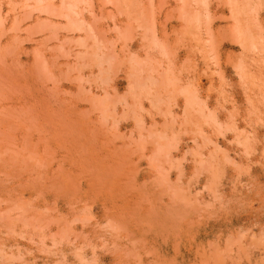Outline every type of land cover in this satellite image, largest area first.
I'll return each mask as SVG.
<instances>
[{
  "label": "rangeland",
  "instance_id": "obj_1",
  "mask_svg": "<svg viewBox=\"0 0 264 264\" xmlns=\"http://www.w3.org/2000/svg\"><path fill=\"white\" fill-rule=\"evenodd\" d=\"M0 264H264V0H0Z\"/></svg>",
  "mask_w": 264,
  "mask_h": 264
}]
</instances>
